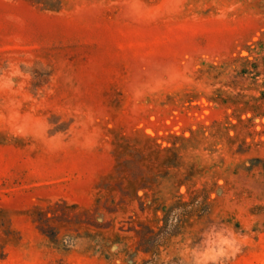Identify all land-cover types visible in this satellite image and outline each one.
I'll return each mask as SVG.
<instances>
[{
    "label": "rangeland",
    "instance_id": "obj_1",
    "mask_svg": "<svg viewBox=\"0 0 264 264\" xmlns=\"http://www.w3.org/2000/svg\"><path fill=\"white\" fill-rule=\"evenodd\" d=\"M0 264H264V0H0Z\"/></svg>",
    "mask_w": 264,
    "mask_h": 264
},
{
    "label": "clouds",
    "instance_id": "obj_2",
    "mask_svg": "<svg viewBox=\"0 0 264 264\" xmlns=\"http://www.w3.org/2000/svg\"><path fill=\"white\" fill-rule=\"evenodd\" d=\"M222 243L227 245L229 248H231V243L229 241L223 240ZM235 250L236 249H233V251H235ZM223 255H225V249L224 248H220L218 250L209 248L207 251H205L202 254V259H203V261L211 260V261L215 262L218 257L223 256Z\"/></svg>",
    "mask_w": 264,
    "mask_h": 264
},
{
    "label": "trees",
    "instance_id": "obj_3",
    "mask_svg": "<svg viewBox=\"0 0 264 264\" xmlns=\"http://www.w3.org/2000/svg\"><path fill=\"white\" fill-rule=\"evenodd\" d=\"M138 236H139V244H138V246L141 247V248H140V249H141L140 251H142V252H144V253H148L149 250L146 249V248H143V247H142V245L145 244L144 237L142 236V234H138Z\"/></svg>",
    "mask_w": 264,
    "mask_h": 264
}]
</instances>
